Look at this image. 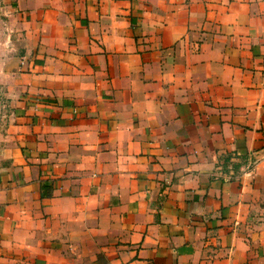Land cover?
<instances>
[{
  "label": "crops",
  "instance_id": "0c3cea01",
  "mask_svg": "<svg viewBox=\"0 0 264 264\" xmlns=\"http://www.w3.org/2000/svg\"><path fill=\"white\" fill-rule=\"evenodd\" d=\"M0 264H264V0H0Z\"/></svg>",
  "mask_w": 264,
  "mask_h": 264
}]
</instances>
